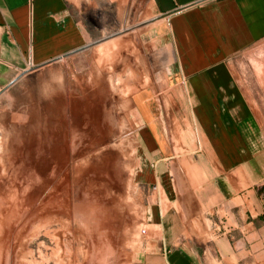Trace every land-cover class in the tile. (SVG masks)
<instances>
[{"label":"rangeland","instance_id":"rangeland-1","mask_svg":"<svg viewBox=\"0 0 264 264\" xmlns=\"http://www.w3.org/2000/svg\"><path fill=\"white\" fill-rule=\"evenodd\" d=\"M66 1L87 45L122 34L30 68L0 94V264H158L159 233L144 218L160 200L141 180L134 100L144 89L166 97L157 93L172 65L168 31L152 0ZM263 56L230 64L260 124L256 182L264 179ZM174 118L163 120L178 126ZM254 188L232 197L231 250L224 261L212 253V264H264V183ZM221 205L215 222L227 213Z\"/></svg>","mask_w":264,"mask_h":264},{"label":"crops","instance_id":"crops-1","mask_svg":"<svg viewBox=\"0 0 264 264\" xmlns=\"http://www.w3.org/2000/svg\"><path fill=\"white\" fill-rule=\"evenodd\" d=\"M152 2L172 53L167 84L157 93L166 97L158 102L144 89L134 100L141 119V180L160 200L144 218L159 233L152 255L158 264H212V253L224 261L231 250L225 221L232 197L264 183L253 180L263 157L253 134L260 124L230 70L235 58L264 53V0ZM87 37L66 0H0V94L24 70L82 49ZM164 116L180 123L168 125ZM180 159L191 161L174 162ZM218 205L228 210L215 222Z\"/></svg>","mask_w":264,"mask_h":264},{"label":"water","instance_id":"water-1","mask_svg":"<svg viewBox=\"0 0 264 264\" xmlns=\"http://www.w3.org/2000/svg\"><path fill=\"white\" fill-rule=\"evenodd\" d=\"M121 34H122V33H116V34H114V35H111V36L106 37V38H104V39H101V40H99V41H96V42H94V43H92V44L86 45V46L83 47L82 49H80V50H78V51H76V52H72L71 54H69V55H67V56L77 54V53H79V52H81V51H83V50H85V49H87V48H90V47H93V46L99 45V44H101V43H103V42L109 41V40H111V39L117 38V37L120 36ZM57 60H59V59L53 60L52 62H49L48 64H51V63H53V62H55V61H57ZM28 71H30V70L27 69V70H24L23 72H21L20 75H18L14 80H12V81L8 84V86L6 87V89L10 88L14 83H16L20 78H22L23 75H25L26 73H28Z\"/></svg>","mask_w":264,"mask_h":264}]
</instances>
